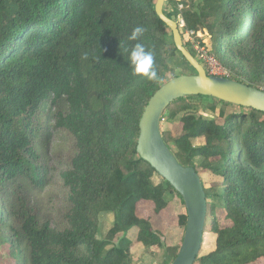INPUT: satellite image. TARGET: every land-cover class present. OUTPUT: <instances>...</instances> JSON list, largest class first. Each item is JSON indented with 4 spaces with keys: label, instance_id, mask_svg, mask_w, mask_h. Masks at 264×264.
Wrapping results in <instances>:
<instances>
[{
    "label": "trees",
    "instance_id": "trees-1",
    "mask_svg": "<svg viewBox=\"0 0 264 264\" xmlns=\"http://www.w3.org/2000/svg\"><path fill=\"white\" fill-rule=\"evenodd\" d=\"M154 3L0 0V234L6 242L3 232L14 217V264H135L134 242L147 251L162 243L152 219L166 207L167 193L175 191L162 178L155 184V170L136 152L144 106L163 83L178 76L167 77V59L178 50ZM168 3L173 9L163 11L173 20L181 14L182 41L194 57L184 33L206 31L212 53L231 71L225 77L264 90V0ZM136 26L146 31L129 41ZM137 42L153 53L155 81L132 74L124 48ZM203 98L211 111L220 105L221 122L195 111ZM48 100L54 128L73 144L69 169L62 174L70 203L63 229L30 214L19 195L25 188L41 191L48 185L40 152L42 107ZM173 106L183 112L180 132L173 137L160 129L161 135L177 160L199 174L207 207L203 234L214 235V248L205 254L200 250L194 264L264 261V112L203 95L177 98L166 110ZM198 138L203 143L193 145ZM10 196L19 201L20 213L12 216L3 205ZM144 203L150 210L141 217L137 210ZM102 212H112L115 219L101 235ZM185 222L181 214L179 223L185 227ZM131 228L133 240L126 235ZM178 248L167 246L170 257L157 264H170Z\"/></svg>",
    "mask_w": 264,
    "mask_h": 264
},
{
    "label": "rangeland",
    "instance_id": "rangeland-1",
    "mask_svg": "<svg viewBox=\"0 0 264 264\" xmlns=\"http://www.w3.org/2000/svg\"><path fill=\"white\" fill-rule=\"evenodd\" d=\"M186 3H190L191 0H184ZM183 6L182 1L176 5L177 9H181L178 5ZM173 4L167 2L164 3V7L168 10H172ZM179 23V21L176 19ZM183 32V28H179ZM184 38L189 41L190 47L195 52V58L202 64L203 68L208 74L226 76L230 74V69L224 67L219 63L216 56L212 53L211 49V39L212 37L206 31H197L196 33L188 32L184 33ZM168 42L171 39L167 37ZM167 77L181 75V74H193L195 70L193 67L184 59V57L178 51H174L173 55L167 59ZM210 101V100H209ZM207 98L200 100V105L195 110L197 113H202L205 116H215L217 121L221 122V118L217 116L218 109L220 105L216 104L215 111L207 109L206 103ZM192 110V109H191ZM225 113L230 109L228 107L224 108ZM194 111V110H192ZM42 112L45 116L43 121V131L40 140L43 142V148L41 152V164L46 169V181L48 185L41 191L31 190L30 188H25L20 196H23V202L25 209L30 213L36 215L41 220H48L51 226L56 229H63L67 226L65 215L69 211L70 203L68 200L69 190L65 186L62 174L69 169V159L72 156L73 144L71 137L61 131L56 130L53 126L54 121L51 118L53 113V108L50 107V100H48L42 107ZM182 111L177 109V106H173L171 109H167L165 114L162 115L160 120V129L170 136H176L180 132V122L179 117L182 115ZM171 114H174L172 117ZM203 138L192 139L193 145H198L203 143ZM170 147L175 150V146L171 140H168ZM161 177L154 173L152 175V181L156 184L161 181ZM167 205L166 207L156 216L153 217L152 223L153 227L159 231L162 235V243L159 244V252L156 254V263H160L164 257H170L166 255L165 248L167 246H178L181 243L184 226L179 223V216L185 214V207L181 197H179L175 192L167 193ZM10 203L3 204L5 209L4 212L8 214H15L19 212L18 206L19 201L13 196L7 197ZM22 202V203H23ZM23 206V207H24ZM150 210V204L144 203L139 206L137 214L141 217L148 216ZM20 213V212H19ZM220 214L218 213V216ZM12 216V215H11ZM115 216L112 212H102L99 215V229L102 235L114 221ZM221 215L219 216V223L224 224L225 221L222 220ZM109 225V226H108ZM108 226V227H107ZM12 228H14L12 230ZM17 223L14 217H10L7 226L4 229L3 235L8 240L3 242V236L0 234V264H14V257L17 251L14 250V240L15 231L17 230ZM209 226L206 227V229ZM134 229L131 228L127 231V236L134 239ZM136 231V230H135ZM18 233V232H17ZM138 243H133L131 246V253L133 260H140L142 264H150V257L153 256L154 252L141 249L143 245L139 246ZM137 246V247H136ZM139 246V247H138ZM165 246V247H164ZM214 248V235L209 231L204 233V239L201 246V254L211 251ZM170 254V251L168 252ZM151 254V256H150ZM153 254V255H152ZM150 256V257H149ZM149 258V259H148ZM169 260V259H168ZM172 261V260H171ZM170 261V262H171ZM256 264H264V261H259Z\"/></svg>",
    "mask_w": 264,
    "mask_h": 264
},
{
    "label": "water",
    "instance_id": "water-1",
    "mask_svg": "<svg viewBox=\"0 0 264 264\" xmlns=\"http://www.w3.org/2000/svg\"><path fill=\"white\" fill-rule=\"evenodd\" d=\"M164 2L165 0H155L154 10L171 30L175 48L193 67L195 73L181 74L169 79L148 99L138 122L136 152L170 184L185 207L184 234L170 264H194L204 237L207 213L205 192L194 167L181 164L164 142L160 130L162 114L173 100L188 95L209 96L264 112V90L225 76L208 74L184 46L177 22L163 11Z\"/></svg>",
    "mask_w": 264,
    "mask_h": 264
},
{
    "label": "clouds",
    "instance_id": "clouds-1",
    "mask_svg": "<svg viewBox=\"0 0 264 264\" xmlns=\"http://www.w3.org/2000/svg\"><path fill=\"white\" fill-rule=\"evenodd\" d=\"M146 29L142 26H136L128 36L129 41H138ZM125 52H128V62L132 68L133 75L145 77L149 81H155L158 78L157 71L154 68V56L149 50H146L142 43H135L130 49L125 47ZM87 59V55L83 57Z\"/></svg>",
    "mask_w": 264,
    "mask_h": 264
},
{
    "label": "crops",
    "instance_id": "crops-1",
    "mask_svg": "<svg viewBox=\"0 0 264 264\" xmlns=\"http://www.w3.org/2000/svg\"><path fill=\"white\" fill-rule=\"evenodd\" d=\"M134 232H135V231H134ZM134 235H135V233H134ZM134 243H135V242H134ZM136 243H138L137 245H139V246L142 245V244L139 243V242H136ZM139 246H138V247H139ZM136 247H137V246H136ZM141 249H144L143 246H142ZM149 251H150V252H154V253H153L154 255L152 254L153 256H151V254H150L151 257L149 256V257H150V261H151L150 264H155V263H156V259H155V258H156V254L160 251V250H159V246H158V245H154V246H152V247L150 248ZM148 259H149V258H148ZM134 261H135V260H134ZM135 264H142V263H141V261L138 259V260L135 261Z\"/></svg>",
    "mask_w": 264,
    "mask_h": 264
},
{
    "label": "built area",
    "instance_id": "built-area-1",
    "mask_svg": "<svg viewBox=\"0 0 264 264\" xmlns=\"http://www.w3.org/2000/svg\"><path fill=\"white\" fill-rule=\"evenodd\" d=\"M166 1V0H165ZM167 2H168V0H167ZM168 5V4H167ZM179 7H181V4L180 5H178ZM176 18H177V20L179 21V23L177 22V24H178V27L180 28V27H182L183 29H184V26H185V23H184V20H183V17L181 16V14L180 13H177L176 14ZM186 33H188V32H191V33H193V31H185ZM211 75H213V74H211Z\"/></svg>",
    "mask_w": 264,
    "mask_h": 264
}]
</instances>
